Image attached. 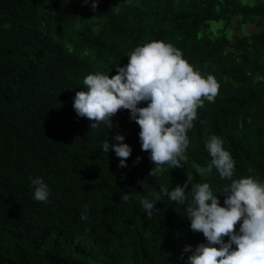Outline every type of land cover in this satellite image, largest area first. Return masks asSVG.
<instances>
[{
  "label": "trees",
  "instance_id": "16d2710c",
  "mask_svg": "<svg viewBox=\"0 0 264 264\" xmlns=\"http://www.w3.org/2000/svg\"><path fill=\"white\" fill-rule=\"evenodd\" d=\"M91 4L0 0V264H187L184 247L207 241L191 230L187 205L161 185L208 183L224 206L232 181L215 167L199 174L211 162L205 145L213 135L235 162L233 180L264 183V28L230 35L261 25L264 0H98L95 12ZM152 41L172 44L220 85L215 101L197 109L183 168L164 165L157 178L148 175L154 165L129 110L120 109L108 130L90 129L93 121L73 107L87 75H115ZM116 134L132 148L125 168L102 150ZM30 177L47 184V202L34 199ZM157 197L158 211L148 215L140 201Z\"/></svg>",
  "mask_w": 264,
  "mask_h": 264
},
{
  "label": "clouds",
  "instance_id": "9594fccd",
  "mask_svg": "<svg viewBox=\"0 0 264 264\" xmlns=\"http://www.w3.org/2000/svg\"><path fill=\"white\" fill-rule=\"evenodd\" d=\"M91 8L94 12L97 10L98 0H92ZM115 68L116 74L111 77L89 74L84 78L87 91H79L74 97L77 115L93 121L90 129L104 123L110 130L117 126L111 118L120 109L129 110V119L140 128L141 149L150 153L149 159L154 165L148 175L159 177L166 170L164 165L183 168L181 162L188 159L185 155L189 146L187 132L197 118V109L203 107L205 100L214 102L219 95L216 78L211 74L205 78L183 58L180 50L163 41L137 46L129 54L128 63ZM142 101L149 103L138 107ZM113 139L115 144H109L108 138L103 141L102 150L105 153L113 150L120 158L118 167L125 168L132 148L124 143V135L116 134ZM205 147L212 159L206 168L199 169V174L210 173L215 167L221 179L232 181L222 190L224 206L208 183L194 184L188 178L171 191L163 185L160 187V192L171 201L187 205L186 219L191 230L206 238L207 243L195 248L184 247V253H191L187 264H264V183L251 176L232 179L235 162L223 148L220 137L211 136ZM141 159L137 156L134 165ZM120 178L124 180L126 176L121 174ZM30 182L34 186V199L47 202L50 193L43 179L30 177ZM121 199L128 201L130 195L125 193ZM157 201L159 197L153 201L142 199L140 203L148 215H154L158 211ZM88 207L85 206L81 219H87ZM241 220L237 232L235 226Z\"/></svg>",
  "mask_w": 264,
  "mask_h": 264
},
{
  "label": "rangeland",
  "instance_id": "374dc122",
  "mask_svg": "<svg viewBox=\"0 0 264 264\" xmlns=\"http://www.w3.org/2000/svg\"><path fill=\"white\" fill-rule=\"evenodd\" d=\"M261 28H264V19H263V21H262L260 26L255 25V24H251V25H248V26L242 28L241 31L240 30L239 31L231 30L230 35L231 36H233V35H241L242 33H249L250 34L252 32L258 31Z\"/></svg>",
  "mask_w": 264,
  "mask_h": 264
}]
</instances>
